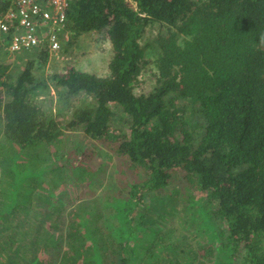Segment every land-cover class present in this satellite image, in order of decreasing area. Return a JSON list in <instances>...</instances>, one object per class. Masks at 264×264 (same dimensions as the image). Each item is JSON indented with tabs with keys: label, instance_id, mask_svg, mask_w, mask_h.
Listing matches in <instances>:
<instances>
[{
	"label": "trees",
	"instance_id": "trees-1",
	"mask_svg": "<svg viewBox=\"0 0 264 264\" xmlns=\"http://www.w3.org/2000/svg\"><path fill=\"white\" fill-rule=\"evenodd\" d=\"M157 25L145 59L140 39ZM67 26L110 41L109 74L36 75L44 42L13 75L0 30V264H47L52 197L39 186L94 180L62 148L69 131L118 166L110 226L89 214L69 225L77 264H264V0H69ZM151 63L155 87L137 94ZM40 89L54 91L49 104Z\"/></svg>",
	"mask_w": 264,
	"mask_h": 264
},
{
	"label": "rangeland",
	"instance_id": "rangeland-1",
	"mask_svg": "<svg viewBox=\"0 0 264 264\" xmlns=\"http://www.w3.org/2000/svg\"><path fill=\"white\" fill-rule=\"evenodd\" d=\"M151 29V28H150ZM147 29L145 35L140 39L141 45L144 49L145 59L153 60L155 56V46L151 44L158 34L159 26L153 27L151 30ZM96 33H76L69 27L63 33L64 39L62 48L57 53L49 54L46 64H41L35 56L38 53V48L33 51L23 50L13 53H5L8 70L13 75L24 68L28 59H35L36 65L34 68L35 74L40 76H49L52 73L64 72L69 65L76 67L79 70L95 73L97 75L109 74V61L112 54L110 41L97 39ZM7 52V51H5ZM32 52V53H30ZM8 56V57H7ZM29 59V60H30ZM157 69L154 64H150L140 76V81L135 91L137 94L148 93L152 91L156 84ZM54 93L53 90L48 92L45 89H40L35 92V98L39 101H46L50 103V95ZM33 95V96H34ZM116 127V126H115ZM118 129V127H116ZM122 131H126L125 129ZM64 151L69 152L68 158L74 157L77 159L81 157V166L85 167L89 173H93L94 180L83 186L82 180L87 177L85 174H79L76 178H71L69 183L64 184L65 187L54 194L51 191L48 183L39 186V191H44L45 194L51 195L52 199L49 204V209L52 211L51 218L46 221L47 235L43 231L42 244L45 243L44 258L47 264H77V252L72 248V241L69 237L70 226L73 219L87 215L89 220H96L99 223H105L110 226L108 218L109 210L104 204V198L111 196L114 193V187L119 183L115 181L118 177L116 157L107 147L100 145L99 142L94 144L93 140L87 139L80 131L67 132L64 140L61 142ZM113 154V157L110 155ZM8 160V155H4L0 151V171L5 168L6 164L3 159ZM25 159H31L29 156H24ZM33 162L29 163V168ZM17 173V172H16ZM73 173L68 176V179ZM68 174H66L67 176ZM86 179V178H85ZM111 183L114 187L111 189ZM121 183V181H120ZM174 184H184L177 179ZM79 185V186H76ZM109 185V186H108ZM46 188V189H43ZM121 188H116L118 192ZM48 189V190H47ZM55 189V188H54ZM182 195L189 194L185 189H181ZM196 196L198 192H193ZM110 195V196H109ZM155 204V203H154ZM40 213V212H39ZM151 217H146L154 226L158 225L156 219L158 214L156 211L150 213ZM41 218V215H38ZM50 235V238H48ZM68 253V254H67ZM67 254V255H66Z\"/></svg>",
	"mask_w": 264,
	"mask_h": 264
},
{
	"label": "built area",
	"instance_id": "built-area-1",
	"mask_svg": "<svg viewBox=\"0 0 264 264\" xmlns=\"http://www.w3.org/2000/svg\"><path fill=\"white\" fill-rule=\"evenodd\" d=\"M0 18V30L10 35L11 53L40 48L46 42L51 53L62 48L68 29L69 0H9Z\"/></svg>",
	"mask_w": 264,
	"mask_h": 264
},
{
	"label": "crops",
	"instance_id": "crops-1",
	"mask_svg": "<svg viewBox=\"0 0 264 264\" xmlns=\"http://www.w3.org/2000/svg\"><path fill=\"white\" fill-rule=\"evenodd\" d=\"M5 51H6V48H5ZM7 57H8V56H7ZM5 62H6V63H9V62L7 61V59L5 60Z\"/></svg>",
	"mask_w": 264,
	"mask_h": 264
}]
</instances>
